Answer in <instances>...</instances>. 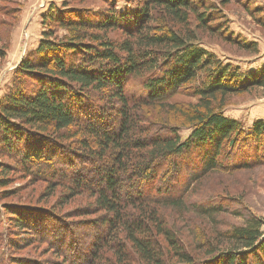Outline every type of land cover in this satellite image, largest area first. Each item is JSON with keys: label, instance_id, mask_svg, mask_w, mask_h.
<instances>
[{"label": "trees", "instance_id": "obj_1", "mask_svg": "<svg viewBox=\"0 0 264 264\" xmlns=\"http://www.w3.org/2000/svg\"><path fill=\"white\" fill-rule=\"evenodd\" d=\"M149 3L158 7L156 13L152 15L150 9L138 6L132 13L134 19L130 18V25H126L127 38L119 43L103 35L108 25L128 21L116 16L114 6L110 14L93 18L79 12L50 13V18L68 33L63 42L56 44L48 40L50 34L45 32L36 51L23 56L14 67V82L0 97V152L13 154L24 168L35 164L49 167L54 156L43 155L41 148L31 149L38 144L35 139L58 138L47 137L46 132L60 134L61 140L72 138L76 133L68 137L64 134L76 127L81 147L77 150V168L84 174L67 166L73 172L63 174L61 185L70 196L87 193L90 203L79 214L97 215L105 226V237L92 240L88 250L81 248L91 257L85 264H264V219L251 215L242 225L217 230L200 241L201 246L194 248L199 250L196 252L185 246L154 206L165 202L184 210L182 197L192 190L183 189L181 197L170 195L168 181L176 178L182 168L196 178L199 168L204 172L226 166L219 161L229 160L221 149L225 144L232 149L238 141L243 142L239 138L244 129L238 120L222 112L224 98L252 87L264 92V68L231 70L229 64L195 42L196 35L188 27L190 13L200 22L209 15L207 9L198 12L193 0ZM138 19L145 23L156 19V23L164 24L156 32H142V23L136 26ZM134 26L135 33L130 30ZM208 28L212 29L210 25ZM142 69L154 72L140 75ZM138 75L144 79L146 95L135 98L125 82ZM27 78L32 82L25 86ZM196 79L201 81L193 89L197 100L187 105L167 102L180 86ZM95 90L116 110L114 125L109 129L105 128L110 124L107 108L89 104V100L96 99L88 91ZM139 104L149 109L158 107L157 113L164 112L166 116L151 117L150 111H142V106L135 110ZM156 120L161 122L160 132L151 134ZM180 127L190 128L185 139L179 134ZM247 135V146L260 149L264 120H254ZM88 163L97 164L101 173L96 166L88 169ZM163 167L168 168L170 177L157 184L156 177ZM86 175L96 177V185L82 182ZM48 178L53 181L55 177ZM164 192L168 194L156 197ZM196 209L207 215L220 208ZM9 213L16 221L14 226H30L35 235L41 231L36 223L40 221L34 217H26L28 221L16 209ZM99 245L106 246L110 253H99ZM204 254L205 260H201ZM80 256L81 253L74 255L75 260Z\"/></svg>", "mask_w": 264, "mask_h": 264}, {"label": "rangeland", "instance_id": "obj_2", "mask_svg": "<svg viewBox=\"0 0 264 264\" xmlns=\"http://www.w3.org/2000/svg\"><path fill=\"white\" fill-rule=\"evenodd\" d=\"M193 2L198 12L207 9L209 15L206 21L200 22L190 13L188 27L196 35L195 42L215 54L223 63L229 64L231 70L235 67H238L239 72L259 71L264 68V0H193ZM148 3L149 0H0V97L14 82L16 77L14 67L23 56H30L36 51L45 32L50 34L48 40L51 42L58 44L64 41L68 31L52 20L50 13L59 10L62 14L79 12V15L93 18L110 14V7L114 6L117 10L116 16L128 21L116 26L108 25L103 35L109 41L119 43L127 38V26L131 21L129 19H134L132 13L138 6L150 9L152 15L156 13L158 7ZM129 15L131 16L128 17ZM132 22L134 23L133 20ZM145 22L138 19L136 25L142 23V32L145 30L156 32L164 24L156 23V19ZM209 25L212 29L208 28ZM136 26L130 29L133 33ZM146 71L147 69H142L140 75L154 72ZM140 75L128 77L125 82L128 92L135 98L146 95L144 79ZM30 79H25V86L31 85ZM200 83L201 81L196 79L180 86L177 92L167 98V102L191 104L198 98L193 89ZM88 92L96 99V101L88 99L93 108L98 105L106 107L110 112L108 118L110 124L107 127L105 125V128L109 129L114 125L112 121L116 116L115 108L109 107L110 103L97 90ZM154 105L158 106V102ZM141 106L142 104H139L134 109L138 110ZM157 109L159 108L149 109L142 106V111L145 113L147 110L148 113L150 111L151 117L160 119L161 116H166L164 112L157 113ZM221 110L226 116L238 120L244 129L239 138L243 142L238 141V145L231 147L232 149H228L230 147H226L225 144L221 149L225 159L227 157L229 160L219 158V161L226 166H216L204 172L199 168L200 173L194 176L196 178H191L190 172L182 168L176 178L171 179L168 178L170 177V174H167L168 168L163 167L155 180L159 184L163 179H169L170 195L181 197L184 194L183 189L192 190L182 197L185 203L184 210L165 202H157L154 205L167 225L181 237L189 249L201 246L200 241L217 230L223 232L242 225L251 215L264 219V139L260 138V149L249 147L247 143L250 142H246L253 121L264 120V92L260 87H252L244 92L228 94L224 98ZM160 126L161 122L156 120L151 134L159 133ZM74 133L76 136L68 137ZM189 133V127H180L179 134L182 139ZM46 134L47 137L58 138L55 140L36 138L38 144L31 149L41 148L43 155L54 156L49 167L46 165L37 167L35 164L24 168L13 154L7 151L0 152V264H85L86 260L91 261V257L81 248L85 247L88 250L92 240L105 237V226L101 218L92 214H79L90 203L87 193L70 196L61 185L62 180L64 181L63 174L68 175L67 173L72 171L67 169V166L76 167L74 172H82L77 168L80 158L77 150L81 148L80 133L73 127L64 134L68 138L62 140L60 134L51 132ZM88 166V169L96 166L95 170L101 173L97 164L88 163ZM82 173L84 174V171ZM48 177L55 178L51 181ZM88 177H83L82 182L87 180L89 184L96 185V177L93 179ZM165 194L168 193L157 194L156 197ZM197 206L220 209L206 215L200 213L196 209ZM14 209L20 211L26 220H28L26 217H31L41 222H36L38 228L42 227L37 233L40 234L38 237L29 225L25 228L13 225L16 221L10 217L12 214L9 211ZM262 229L264 230V223ZM161 243L165 245L163 241ZM97 248L99 253L100 251L107 255L110 253L106 246L99 245ZM65 250L67 251L64 253ZM78 253L82 256L75 260L74 255ZM66 256L68 262L70 260L69 263L65 261ZM165 256L169 257L168 254ZM204 256L205 254L201 260H205Z\"/></svg>", "mask_w": 264, "mask_h": 264}]
</instances>
